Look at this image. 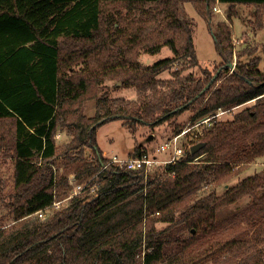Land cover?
Listing matches in <instances>:
<instances>
[{
	"label": "trees",
	"instance_id": "obj_1",
	"mask_svg": "<svg viewBox=\"0 0 264 264\" xmlns=\"http://www.w3.org/2000/svg\"><path fill=\"white\" fill-rule=\"evenodd\" d=\"M190 1L208 0H0V128L8 126L0 129V155L11 162L13 183L4 204L6 215L26 220L1 239L0 264H157L165 259L170 243L188 248L196 242L193 230L213 225L218 195L214 189L201 194L204 183L225 187L246 163L264 157V70L256 61L237 62L230 73L224 66L212 76L204 69L202 78L182 75L181 69L166 79L155 75L177 59L198 64L195 24L179 16L181 4ZM217 1L264 6V0ZM152 2L162 5L166 21L154 28L160 37L143 49L157 53L168 46L173 56L142 65L127 49L152 30L143 22L128 32L130 21L122 24ZM211 32L220 54H229V24L218 22ZM80 62L85 68L76 72L74 66ZM113 75L120 76L121 86L135 87L139 98H98L94 115H85L83 97ZM252 99V105L230 119L214 118L204 125L198 139L203 146L178 163H165L161 168L166 176L157 182V170L146 173L108 163L97 144L96 129L110 120H123L136 131L184 107L197 106L198 115L205 116ZM59 124L71 135L63 157L90 147L94 157L79 159L77 174H96L63 207L44 219H32L52 205L55 191L66 186L53 161ZM238 132L249 140L239 139L234 152L223 148ZM200 153L206 157L194 163ZM146 155L138 144L130 156ZM245 195L255 211L247 221L245 236L251 235L227 240L205 254L188 255L189 263L211 256L212 264H264V168L225 187L227 204ZM183 221L190 235L182 239L164 238L157 228L159 222Z\"/></svg>",
	"mask_w": 264,
	"mask_h": 264
},
{
	"label": "rangeland",
	"instance_id": "obj_2",
	"mask_svg": "<svg viewBox=\"0 0 264 264\" xmlns=\"http://www.w3.org/2000/svg\"><path fill=\"white\" fill-rule=\"evenodd\" d=\"M120 7L121 6H117ZM179 16L185 17L193 21L195 24L193 32V42L196 52L198 64L190 66L183 60H175L173 63L165 66L155 75L157 78H170L173 71L181 69L182 75L192 73L196 78L204 77V69L215 75L218 71L222 70L224 66L229 67V73L235 68L237 62L246 63L249 60L256 61L258 69L264 70V6H257L255 4H240V3H222L217 0L197 1V2H184L180 6ZM230 16V20L227 17ZM130 21V26L126 27L128 32L135 30L143 22L152 30L146 33L145 38L138 41L137 44L131 45L127 49V54L134 56L142 65H151L155 60L172 57L173 53L168 46H163L157 53L145 52L144 45L153 41L156 37H160L159 32L154 29L157 25H163L166 21L164 17V11L162 5L156 2H152L149 5H145L142 10H135V12L127 16L124 20L123 26ZM227 22L230 26V47L229 54H220L215 46L214 38L211 31L216 30L218 22ZM230 21V23H229ZM71 48H69V51ZM96 58L102 61V56L97 55ZM95 59V58H94ZM89 64L94 66L95 60L91 59ZM75 71L79 72L85 68L84 63H79L74 66ZM118 75H113L104 80V82L91 87L87 94L81 100V109L87 116H92L95 113V104L98 98H107L110 101L116 97H124L127 99H138V90L133 87H123L119 82ZM223 76V75H222ZM225 77V76H223ZM255 99L249 100L245 103L226 108L230 109L227 112L216 116L217 120L230 119L236 112L243 107L252 105ZM197 106L194 108H183V110L176 115L168 117L161 123L155 125H139L136 131L129 129L126 125H123V120H110L96 129V140L101 150V154L105 157H127L133 152L136 145L140 144L144 147L148 156H156L159 158H166V154H160L156 151V147L165 141L167 138L174 134L181 133L185 127H191L186 134L180 137L182 143H185L186 138L196 129H202L204 125H209L214 118H210L204 123H197L203 118L198 115ZM212 113V111H210ZM209 112V113H210ZM264 123V118L263 122ZM4 131L8 129V126L0 128ZM252 134V131H250ZM236 138L229 144H226L223 148L230 149L231 152L236 150V144L240 143L239 139L244 138L249 140V136L241 133L235 134ZM55 143L57 146V153L54 156V169L58 176L65 177L66 186L63 190L55 191V199L59 200V207L52 205L46 214L52 213L54 210L63 207L67 204L66 200L69 199V192L72 189V182L70 177L74 174L80 183L86 184L91 180L94 174H77L81 165L75 163L80 162L79 159L84 161H91L94 157V153L90 147H83L82 153H69L68 157H63L62 148L67 145L71 140V135L67 132L64 126L59 124L56 128L54 135ZM206 157V153H200L194 159V163L202 160ZM0 159H3V163H0V231H4V235L0 236V241L11 230L20 228L24 223V219H13L12 216L6 215L7 207H5V201L7 195L12 191V166L9 159H5L3 155H0ZM39 160V159H38ZM83 163V162H82ZM164 164H159L153 168L150 172L157 170V175L154 182L161 180L166 176L162 170ZM264 168V157L257 158L254 161L246 163L244 168L241 169L239 176H232L228 179L227 184L232 185L237 182L239 178L253 173L255 170H261ZM160 169V170H159ZM165 174V175H164ZM227 184H225L227 187ZM224 184L215 185V183H204L200 190V193H208L211 190H215L218 195V200L215 202L216 207L214 210V223L211 227H206L204 230L202 227L198 230H193L196 235V242L188 248H179L178 243H170L169 249L165 259L157 264H212L211 256L200 260L199 262L193 260V263L188 262V255L192 257L207 251H213L219 244L230 240L239 239L245 236L247 233V221L252 215L254 216V210L249 207V196L245 195L238 203L227 204L225 198ZM94 190H90L88 195L92 194ZM84 195L87 193H83ZM200 195V194H199ZM259 195V194H258ZM47 217V216H46ZM30 218H39L36 214L30 216ZM212 221V220H211ZM212 221V222H213ZM157 228L161 229L162 236L179 237L180 239L188 237L189 227L185 221L180 223H157ZM251 235L248 232L246 236ZM245 236V237H246ZM142 252V251H141Z\"/></svg>",
	"mask_w": 264,
	"mask_h": 264
},
{
	"label": "built area",
	"instance_id": "obj_3",
	"mask_svg": "<svg viewBox=\"0 0 264 264\" xmlns=\"http://www.w3.org/2000/svg\"><path fill=\"white\" fill-rule=\"evenodd\" d=\"M228 110L230 109L218 107L214 111H212V113L210 112V113H207L205 116H203V118L197 123V125H199L200 123H204L203 121H207L210 118H215L216 116H219L227 112ZM190 128L191 127L183 128L181 133L170 136L169 138H167L165 141H163L156 147V151L158 153L166 154V158L164 159L156 157V156H148V155L135 156V157L133 156H127V157L114 156V157H109L108 163L116 164L121 168L129 169V170L144 169L146 173H149L153 168H155L159 164L178 163L186 157L187 152L191 153L190 147L194 143H197L199 137L201 136V129H196L186 138L185 143H182L180 140V137L183 134H186L188 130H190ZM70 181L72 182V189L69 192V195H68L69 198L75 195H78L80 192L84 190L86 186V184L80 183V181L77 180V177L74 174L70 177ZM90 190H94V186H92ZM58 201L59 200L55 199L52 205H56L59 207ZM50 207H47L45 209H40L37 212H35V214L40 218L45 217L47 215L46 211L49 210Z\"/></svg>",
	"mask_w": 264,
	"mask_h": 264
},
{
	"label": "water",
	"instance_id": "obj_4",
	"mask_svg": "<svg viewBox=\"0 0 264 264\" xmlns=\"http://www.w3.org/2000/svg\"><path fill=\"white\" fill-rule=\"evenodd\" d=\"M207 86H208V84L205 85L204 89H205ZM198 94H200V93H198ZM198 94H197L196 96H198ZM202 146H203V142H197V143H194V144L190 147V151H191V153L196 152V151L199 150Z\"/></svg>",
	"mask_w": 264,
	"mask_h": 264
}]
</instances>
